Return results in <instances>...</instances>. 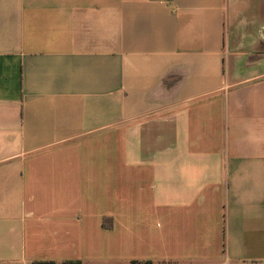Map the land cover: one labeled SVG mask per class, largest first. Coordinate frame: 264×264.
<instances>
[{
    "label": "crops",
    "instance_id": "crops-1",
    "mask_svg": "<svg viewBox=\"0 0 264 264\" xmlns=\"http://www.w3.org/2000/svg\"><path fill=\"white\" fill-rule=\"evenodd\" d=\"M0 264H264V0H0Z\"/></svg>",
    "mask_w": 264,
    "mask_h": 264
}]
</instances>
